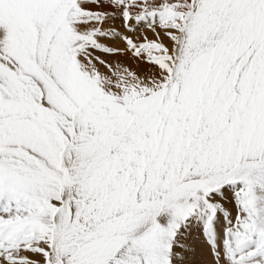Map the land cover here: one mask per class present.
I'll return each instance as SVG.
<instances>
[{"label": "snow or ice", "instance_id": "1", "mask_svg": "<svg viewBox=\"0 0 264 264\" xmlns=\"http://www.w3.org/2000/svg\"><path fill=\"white\" fill-rule=\"evenodd\" d=\"M0 264H264V0H0Z\"/></svg>", "mask_w": 264, "mask_h": 264}]
</instances>
